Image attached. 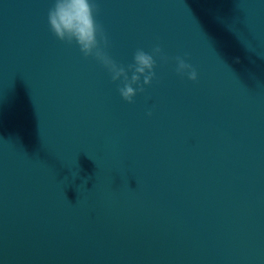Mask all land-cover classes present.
Wrapping results in <instances>:
<instances>
[{"label": "water", "instance_id": "obj_1", "mask_svg": "<svg viewBox=\"0 0 264 264\" xmlns=\"http://www.w3.org/2000/svg\"><path fill=\"white\" fill-rule=\"evenodd\" d=\"M92 2L118 65L160 48L132 102L0 0V264H264V0Z\"/></svg>", "mask_w": 264, "mask_h": 264}, {"label": "clouds", "instance_id": "obj_2", "mask_svg": "<svg viewBox=\"0 0 264 264\" xmlns=\"http://www.w3.org/2000/svg\"><path fill=\"white\" fill-rule=\"evenodd\" d=\"M96 11L92 0H54L47 14V23L57 39L68 43L74 41L85 57H94L109 72L113 82L120 81L122 86L117 89L119 95L123 100L132 102L138 92L144 91L140 83L141 77L143 85L151 82L155 65L153 57L160 54V48H154L151 53L138 49L134 53L133 63L127 69L118 65L105 51L108 42L103 29L94 18ZM176 71L187 72L190 80H195L197 76L191 65L179 57ZM129 72L131 76L128 75Z\"/></svg>", "mask_w": 264, "mask_h": 264}]
</instances>
